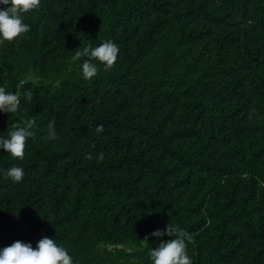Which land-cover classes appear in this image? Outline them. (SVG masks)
Here are the masks:
<instances>
[{
  "label": "trees",
  "instance_id": "obj_1",
  "mask_svg": "<svg viewBox=\"0 0 264 264\" xmlns=\"http://www.w3.org/2000/svg\"><path fill=\"white\" fill-rule=\"evenodd\" d=\"M23 22L0 44L21 95L0 135L36 126L22 161L0 150V246L44 235L74 264H151L100 247L148 256L171 223L193 264H264V0H41ZM109 39L114 66L84 79L74 52Z\"/></svg>",
  "mask_w": 264,
  "mask_h": 264
},
{
  "label": "clouds",
  "instance_id": "obj_2",
  "mask_svg": "<svg viewBox=\"0 0 264 264\" xmlns=\"http://www.w3.org/2000/svg\"><path fill=\"white\" fill-rule=\"evenodd\" d=\"M41 0H0V44L12 41L14 38L26 33L29 25L24 23V15L30 10L40 7ZM120 52L119 46L112 40H104L93 46L85 45L76 50L72 56L74 62H79L80 72L86 80L97 75L100 67L110 69L114 66ZM38 77L28 76L20 83L23 85L29 80ZM26 99H32V92L25 91ZM21 103L19 92L8 90L0 84V113L15 114ZM36 120L28 118L22 124H13L8 128L6 135H0V150L8 153L13 158L24 159L25 142L34 135ZM95 131L103 132V125H97ZM50 139L57 138L54 125L48 128ZM24 169L14 165L6 169L5 175L12 182H20L24 176ZM150 237L157 238L155 247L149 248L148 259L151 264H193L192 257L188 254V242L191 240L189 233L171 223L162 229L157 228ZM174 237L160 239L161 237ZM148 240V236L145 237ZM0 264H74L68 249L49 236L42 235L33 246L31 241L14 240L10 245L0 246Z\"/></svg>",
  "mask_w": 264,
  "mask_h": 264
},
{
  "label": "rangeland",
  "instance_id": "obj_3",
  "mask_svg": "<svg viewBox=\"0 0 264 264\" xmlns=\"http://www.w3.org/2000/svg\"><path fill=\"white\" fill-rule=\"evenodd\" d=\"M113 248H115V254L118 258H120V261H125L128 262V259L134 260V259H142L143 258H148L147 254H144L143 252H139L138 254L132 253V249L128 245H117L115 247L113 246H104L102 245L100 247L101 250H111L110 252L113 251ZM143 249H145L143 247ZM114 254V253H113ZM113 254H111L113 256Z\"/></svg>",
  "mask_w": 264,
  "mask_h": 264
}]
</instances>
